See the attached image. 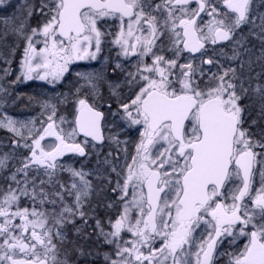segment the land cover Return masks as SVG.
<instances>
[{"label": "snow or ice", "instance_id": "6c2138e0", "mask_svg": "<svg viewBox=\"0 0 264 264\" xmlns=\"http://www.w3.org/2000/svg\"><path fill=\"white\" fill-rule=\"evenodd\" d=\"M0 61V264H95L101 241L106 264H264V0H0ZM70 69L38 117L7 113L16 84Z\"/></svg>", "mask_w": 264, "mask_h": 264}, {"label": "flooded vegetation", "instance_id": "af4514ba", "mask_svg": "<svg viewBox=\"0 0 264 264\" xmlns=\"http://www.w3.org/2000/svg\"><path fill=\"white\" fill-rule=\"evenodd\" d=\"M155 2L158 3L159 0H155ZM111 30L115 31V28L112 27ZM209 47H213V46H209ZM214 47L219 48L220 46H214ZM117 50L118 49L116 48V46L110 45L108 43H104V44H102V52L100 54L101 56H107L108 57V63L106 65V67H107V71L109 73L110 78H113V79H115V77L112 76L111 68L113 66V62L116 59V55L115 54H116ZM166 55H170V53H166ZM197 55H199V54H197ZM209 55H211V52H209ZM132 59L135 60V57H133ZM145 59H146V62H149V63L151 62L150 58H145ZM181 62H183V60ZM78 64L80 65V70H85L86 66H88L89 70H90L91 67L100 68L101 65H102V61L98 59L97 61H92V62H89V63L79 62ZM125 64L127 66V61H125ZM16 68H14V69H16ZM129 70H131V69L129 68ZM76 80H77V78L75 76V73L70 69L69 73H67L65 75L64 81H62L59 84L67 83L66 87H68L72 83V86H73L75 84ZM120 80L121 81L123 80V74H121ZM59 84H57V85H59ZM57 85L55 86V88H53L52 86H50L48 84L49 88H51V89H56ZM18 89H19L18 87L13 88V96H15L16 94H20ZM119 91L121 92L122 98L125 99V100L128 99V97L131 95V92L129 91L128 87L123 85V84H122L121 88L119 89ZM103 96H104V100L106 102L112 103V98L110 97V93H109L107 88L103 89ZM242 103H244V102H242ZM113 107L115 108V104H113ZM20 108H24L23 105H22L21 98L16 100V102L14 104H11V105L7 106L6 107V111H8L10 113V115H19V113H20L19 109ZM23 114H22V116H23ZM26 116H28V117L32 116V118H33V117H37L38 115H36V114L27 115V113H26ZM122 134H121V136H122ZM9 135L10 134L7 133L6 131L0 130V142H2L4 145H7L9 143V140L7 139V137ZM126 135H127V138L129 139V143H128V147L129 148L127 149L128 150V155H129V157H131L134 154V146H133V144H134L135 141L138 140V133L135 131V129H133V130H129V132ZM124 136H125V134H124ZM121 139H123V137H121ZM53 140H54L53 137H49V138H46V140L44 142H42V143H47V142H50V141H53ZM7 150L8 149L6 147H0V155H2L3 152L7 151ZM64 159L66 161L72 160L73 162H75L76 166L78 167L80 161L83 158L65 156ZM113 179H115L114 176H113ZM4 183L5 182H4L3 178L0 177V186H3ZM257 186H258V184L254 185V187H257ZM130 191H131V189H130ZM110 199H114L113 195L110 192H104V193L101 194L99 200H97L96 204H98L99 206L96 208V214H98L102 219L105 218V216H109V217H112L113 219H115L116 213H117V211H119V207L118 206L114 207V208H111V209L104 207V204L107 203ZM22 203H24V201H22ZM133 215H135V213H133ZM89 222L94 224V221H92V220H89ZM77 223L79 224V221H77ZM91 223H90V225H92ZM87 231L91 232L92 231V227H89L87 229ZM199 231H200V229H197V233H199ZM71 235H72V233L69 232V236L70 237H71ZM124 235H125L126 239H134V237H132V235L129 234V233H125ZM242 241H244L246 243L245 239H242ZM242 241H241V243H242ZM93 246H95V249L98 252V255L95 257L96 258V261H95L96 264H106L103 254L105 252H110L111 251V246L103 244L102 241L99 243V245H93ZM221 248L230 251L232 246L230 247L227 244V242H225V244L222 245ZM228 259L229 258L227 256H221L219 261H218V264H228Z\"/></svg>", "mask_w": 264, "mask_h": 264}, {"label": "trees", "instance_id": "16d2710c", "mask_svg": "<svg viewBox=\"0 0 264 264\" xmlns=\"http://www.w3.org/2000/svg\"><path fill=\"white\" fill-rule=\"evenodd\" d=\"M18 2H19V0H14V2H12V3L16 4ZM8 10L11 11L12 9L9 8ZM8 42H9V44H12L13 38L9 37ZM23 46H24V44L21 41L20 47L17 49V51L15 53L16 61L13 62L12 65H17V63H18L17 61L20 58L21 50H22ZM3 66H5L4 63H3ZM66 84L67 83L59 84V85H57L56 89H51L46 84H43V83L37 82V81H28L26 83L16 84L15 86L19 88L18 90H19V93L21 95L22 105L24 108L27 109V115H34V114H37V111H38V109L36 108V106L38 104L37 101L45 99L47 94H50V97H51L54 93H70V91L73 89L72 83L68 87H66ZM30 97L32 99H29ZM242 102H246V101H242ZM38 107H39V105H38ZM71 108H72L71 104L60 106L58 115L60 113L68 115L69 112L71 111ZM39 112H40V109H39ZM121 137L125 138L124 134H122ZM128 148L129 147L127 145V149ZM96 203H97V200L94 198V205ZM90 223L91 222H89V224ZM93 247L95 248V246H93ZM95 261H96V258H95ZM95 264H96V262H95Z\"/></svg>", "mask_w": 264, "mask_h": 264}, {"label": "rangeland", "instance_id": "374dc122", "mask_svg": "<svg viewBox=\"0 0 264 264\" xmlns=\"http://www.w3.org/2000/svg\"><path fill=\"white\" fill-rule=\"evenodd\" d=\"M12 2H14V0H12ZM217 46H219V45H217ZM24 47V46H23ZM23 47H22V50H23ZM37 47L39 48V47H42V45H40V44H38L37 45ZM214 47V46H213ZM22 50H21V54H22ZM20 57H21V55H20ZM20 59V58H19ZM19 59H18V61H19ZM16 61V58L14 57L13 58V62H15ZM17 61V62H18ZM12 62V63H13ZM80 62H85V63H89V61H80ZM92 62V61H91ZM222 63H224V61L222 60L221 61ZM79 63V62H78ZM2 67L4 68V67H6V65L5 66H3V62L2 61H0V69H2ZM17 67V68H16ZM11 68L13 69V73H12V75L11 76H9L7 79L8 80H12V79H14V77H15V75H16V72L18 71V63H17V65H12L11 64ZM14 68H16V69H14ZM32 81H37V82H42V83H46V84H48L46 81H39V80H32ZM16 86H14V88H15ZM50 97V94H47V96H46V98L45 99H48ZM38 105H39V107H38ZM36 108L38 109V111H37V114L36 115H38L39 116V113L41 112V107H40V104L38 103L37 104V106H36ZM39 109H40V112H39ZM19 115H11V116H13L14 118H17V119H20V120H27V119H30V118H32V116H30V117H28V116H26V113H27V109L26 108H20L19 109ZM7 113L10 115V113L7 111ZM24 113V114H23ZM22 114H23V116H22ZM66 115V114H65ZM37 116V117H38ZM67 116V115H66ZM37 126H39V123L37 124ZM48 143V142H47ZM66 178V177H65ZM258 187V186H257ZM254 189H255V187H254ZM80 223V222H79ZM90 225V224H89ZM92 225H94V224H92ZM242 239H244V238H241L240 240H238L237 242H236V244L235 245H233L232 246V248L230 249V251H232V252H234V251H236V249L237 248H240L241 250H242V247H243V244L245 243L244 241H242ZM241 241H242V243H241ZM247 242V241H246Z\"/></svg>", "mask_w": 264, "mask_h": 264}]
</instances>
